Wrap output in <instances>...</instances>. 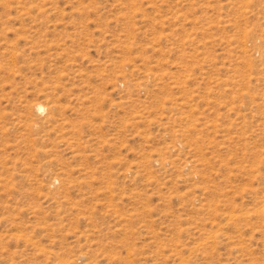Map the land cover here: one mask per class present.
<instances>
[{"label":"rangeland","instance_id":"1","mask_svg":"<svg viewBox=\"0 0 264 264\" xmlns=\"http://www.w3.org/2000/svg\"><path fill=\"white\" fill-rule=\"evenodd\" d=\"M0 264H264V0H0Z\"/></svg>","mask_w":264,"mask_h":264},{"label":"bare ground","instance_id":"2","mask_svg":"<svg viewBox=\"0 0 264 264\" xmlns=\"http://www.w3.org/2000/svg\"><path fill=\"white\" fill-rule=\"evenodd\" d=\"M39 108H42V105H39Z\"/></svg>","mask_w":264,"mask_h":264}]
</instances>
